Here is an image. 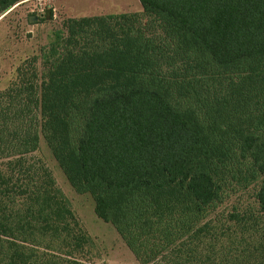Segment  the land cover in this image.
<instances>
[{
	"label": "trees",
	"instance_id": "obj_1",
	"mask_svg": "<svg viewBox=\"0 0 264 264\" xmlns=\"http://www.w3.org/2000/svg\"><path fill=\"white\" fill-rule=\"evenodd\" d=\"M138 2L65 18L0 89V264H90L40 136L140 264H264V0Z\"/></svg>",
	"mask_w": 264,
	"mask_h": 264
},
{
	"label": "rangeland",
	"instance_id": "obj_2",
	"mask_svg": "<svg viewBox=\"0 0 264 264\" xmlns=\"http://www.w3.org/2000/svg\"><path fill=\"white\" fill-rule=\"evenodd\" d=\"M135 11H141L138 0L20 1L0 15V89L15 77L16 68L23 61L40 54L50 41L53 30L60 28L65 18ZM31 156L49 170L81 226L91 237L92 246L87 255L90 264H140L115 228L96 216L92 197L71 187L42 136ZM240 193L230 192L220 209L229 210L233 204L254 203L251 189Z\"/></svg>",
	"mask_w": 264,
	"mask_h": 264
}]
</instances>
